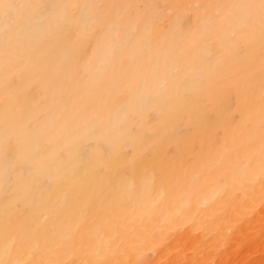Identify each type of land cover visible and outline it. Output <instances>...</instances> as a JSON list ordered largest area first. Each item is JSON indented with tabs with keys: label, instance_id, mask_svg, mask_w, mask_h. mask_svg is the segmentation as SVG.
<instances>
[{
	"label": "bare ground",
	"instance_id": "6f19581e",
	"mask_svg": "<svg viewBox=\"0 0 264 264\" xmlns=\"http://www.w3.org/2000/svg\"><path fill=\"white\" fill-rule=\"evenodd\" d=\"M0 264H264V0H0Z\"/></svg>",
	"mask_w": 264,
	"mask_h": 264
}]
</instances>
